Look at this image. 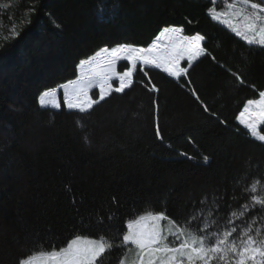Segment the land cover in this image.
I'll list each match as a JSON object with an SVG mask.
<instances>
[{"label":"trees","instance_id":"16d2710c","mask_svg":"<svg viewBox=\"0 0 264 264\" xmlns=\"http://www.w3.org/2000/svg\"><path fill=\"white\" fill-rule=\"evenodd\" d=\"M235 2L0 0V264L76 235L119 245L127 220L149 210L183 224L201 209L228 217L249 203L246 188L264 186V142L237 117L264 91V46L209 13ZM13 25L20 35L5 40ZM171 27L204 37L205 54L184 64V76L138 67L124 92L99 100L92 90L98 102L88 111L68 110L61 92L59 109L39 104L99 49L148 47ZM253 218L260 227L264 210L250 206L235 222Z\"/></svg>","mask_w":264,"mask_h":264},{"label":"snow or ice","instance_id":"6c2138e0","mask_svg":"<svg viewBox=\"0 0 264 264\" xmlns=\"http://www.w3.org/2000/svg\"><path fill=\"white\" fill-rule=\"evenodd\" d=\"M237 4L240 5L238 10ZM227 7L243 20V31L233 29L236 34L250 45L264 46V0H236ZM30 11L34 12V7ZM222 15L226 13H219L216 18ZM182 31L179 28H165L162 35L170 34L169 42L165 45L157 42L147 48L132 44H118L111 48L105 46L82 60L80 65H87L88 70L79 79L60 86L64 89L67 107L81 112L91 109L98 102L88 97L89 89L94 87L99 88L100 100L112 91L124 92L133 83V73L138 63L162 68L176 78L182 77L187 69L180 66L181 61L187 60L191 64L198 56L205 54V49L201 47L204 37L199 34L184 36ZM9 33L5 40L16 39L20 35L15 25L9 29ZM118 61H127L131 66L118 72ZM234 75L240 83L244 82L239 75ZM114 79L119 81L116 88L111 83ZM151 90L158 91L155 85ZM55 97L56 89L47 90L41 95L40 104H49ZM196 98L199 99L198 96ZM204 110L209 111L206 105ZM237 119L253 137L264 142V134L258 131V127L264 125V91H259L258 99L247 101ZM156 135L162 139L158 127ZM207 159L204 157L205 162ZM262 187L259 180L249 185L246 188L250 194L249 203L242 205L241 210L231 211L228 217L219 216L218 211L212 208L206 211L201 209L181 224L165 211L149 210L127 220V230L123 232L119 245L103 237L93 239L76 235L59 249L52 247V250L23 254L17 258L16 264H105L115 252L121 253L118 264H264V221L260 227L253 226L256 224L254 218L244 227L235 222L245 218L250 206H259L264 210ZM206 200L207 197L201 203ZM221 220H224L223 225ZM165 221L169 225L167 229L162 227L161 222Z\"/></svg>","mask_w":264,"mask_h":264},{"label":"rangeland","instance_id":"374dc122","mask_svg":"<svg viewBox=\"0 0 264 264\" xmlns=\"http://www.w3.org/2000/svg\"><path fill=\"white\" fill-rule=\"evenodd\" d=\"M236 1V0H235ZM209 13H210V15L212 16V18L213 19H215V20H217V21H219V22H221L222 24H224L225 26H227V27H229L235 34H236V32L233 30L234 28H240L241 29V31H243V20L242 19H240V17H237L236 16V14H235V12L234 11H232V10H230V11H227V10H219V9H214V8H212L210 11H209ZM219 13H226V15H222V16H220V18L219 19H217L216 17H217V15L219 14ZM171 28H177V27H171ZM171 28H169V29H171ZM180 29V28H179ZM163 30L164 29H162L161 30V32L158 34V36L155 38V40L150 44V45H152L153 43H160L161 45H165V44H167L168 42H169V35L170 34H163L162 35V33H163ZM182 35H183V33H181ZM185 36V35H184ZM241 37V36H240ZM242 38V37H241ZM243 39V38H242ZM202 43H203V41H201V47H202ZM149 45V46H150ZM148 46V47H149ZM145 48H147V47H145ZM204 55V54H203ZM203 55H200V56H198V58L197 59H195V60H193L192 62H191V64H193L195 61H197L201 56H203ZM121 62H123V61H118V63H117V68H118V65L121 63ZM129 63V62H128ZM184 64H187V65H191V64H189V62L187 61V60H184V61H181V67L182 68H185L184 67ZM131 65H130V63H129V67H130ZM138 67H140V69H144V68H146V67H153V68H155L154 66H151V65H143L142 63H138L137 64V68ZM158 69H161V70H163L162 68H158ZM88 70V66L87 65H85V66H81L80 64H79V66H78V77L75 79V80H77V79H79L86 71ZM118 71V70H117ZM125 71V70H124ZM167 73V72H166ZM134 74V73H133ZM111 83H112V86H113V88H116V87H118L119 86V81H118V79H114L113 81H111ZM92 90H96L97 91V94H98V99H99V88L98 87H94V88H91V89H89V91H88V97H90L91 99H92V97H91V92H92ZM60 91H61V93H62V95H63V98H64V104H65V106L67 107V104H66V102H65V100H66V97H65V93H64V89L63 88H61L60 89ZM113 92V91H112ZM43 94V93H42ZM106 96H108V95H106ZM40 97H41V95L39 96V99H40ZM49 99H51V98H49ZM93 100V99H92ZM100 100V99H99ZM56 104H59L60 105V102H59V98H58V94H56V97H55V99L54 100H52V102L51 103H49V104H46V105H44L43 107H49V108H53V109H59L60 108V106L59 107H55V105ZM94 105V104H93ZM42 106V105H41ZM68 108V107H67ZM69 109V108H68ZM73 110H79V109H73ZM237 121H238V123L240 124V122H239V120L237 119ZM243 126V125H242ZM244 127V126H243ZM245 128V127H244ZM246 129V128H245ZM264 129V125H260L259 127H258V131L261 133V134H263L262 133V130ZM249 133H250V131L248 130V129H246ZM250 135H251V133H250ZM252 136V135H251ZM253 137V136H252ZM253 138H255V137H253ZM256 139V138H255ZM258 140V139H257ZM162 223V227H164L165 228V225H168L167 224V222L165 221V222H161Z\"/></svg>","mask_w":264,"mask_h":264},{"label":"crops","instance_id":"0c3cea01","mask_svg":"<svg viewBox=\"0 0 264 264\" xmlns=\"http://www.w3.org/2000/svg\"><path fill=\"white\" fill-rule=\"evenodd\" d=\"M159 70H161V69H159ZM161 71H163V70H161ZM163 72H165V71H163ZM166 73V72H165ZM166 74H168V73H166ZM169 75V74H168ZM170 76V75H169ZM184 76V75H183ZM172 78H174V79H178V78H176V77H173V76H171ZM56 89V94H59V92H61L60 91V89H61V87L59 86L58 88H55ZM44 93V92H43ZM42 95V94H41ZM39 104H40V99H39ZM41 105V104H40ZM67 108V107H66ZM68 109V108H67ZM68 110H73V109H68Z\"/></svg>","mask_w":264,"mask_h":264},{"label":"water","instance_id":"95a60500","mask_svg":"<svg viewBox=\"0 0 264 264\" xmlns=\"http://www.w3.org/2000/svg\"><path fill=\"white\" fill-rule=\"evenodd\" d=\"M156 69H158V68H156Z\"/></svg>","mask_w":264,"mask_h":264}]
</instances>
